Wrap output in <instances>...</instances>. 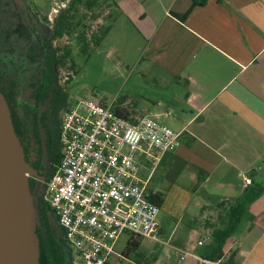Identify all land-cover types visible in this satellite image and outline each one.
Listing matches in <instances>:
<instances>
[{
	"label": "crops",
	"instance_id": "1",
	"mask_svg": "<svg viewBox=\"0 0 264 264\" xmlns=\"http://www.w3.org/2000/svg\"><path fill=\"white\" fill-rule=\"evenodd\" d=\"M111 1L106 56L115 54L119 66L138 73L136 83L142 78L149 87L141 102L116 100L112 108L181 132L180 146L155 169L146 163L139 169L149 189L162 194L158 220L166 249L152 256L221 264L205 259L202 248L210 242L201 237L215 227L211 209L234 204L255 185L264 188V0H206L193 7L192 0ZM233 234L234 245H225L232 264H264V190Z\"/></svg>",
	"mask_w": 264,
	"mask_h": 264
},
{
	"label": "built area",
	"instance_id": "2",
	"mask_svg": "<svg viewBox=\"0 0 264 264\" xmlns=\"http://www.w3.org/2000/svg\"><path fill=\"white\" fill-rule=\"evenodd\" d=\"M180 136L149 115L130 120L94 99L62 111L61 156L41 198L63 230L72 264H107L124 233L160 237L159 206L139 169L143 163L155 169L180 146Z\"/></svg>",
	"mask_w": 264,
	"mask_h": 264
},
{
	"label": "rangeland",
	"instance_id": "3",
	"mask_svg": "<svg viewBox=\"0 0 264 264\" xmlns=\"http://www.w3.org/2000/svg\"><path fill=\"white\" fill-rule=\"evenodd\" d=\"M32 1L39 9L41 15L47 16L49 24L52 23L59 11L69 3V0ZM91 7H86L85 4L74 6L71 10V17L74 21L73 29L64 33L62 37L55 41L56 44L66 46L72 59L73 66L70 70H68L67 64L58 68L62 83L66 81L65 76H70V82L66 84L69 105H73L80 99H94L108 105H111L116 100L126 101L130 99L133 102H141L142 96L146 93L145 87L149 88L148 84L142 78L141 82L136 83L135 79L138 73L134 70H127L128 67L126 65L121 64L119 66L115 54L110 52V55L106 56L110 49L111 38L104 41L101 39L94 45L92 34H97L99 28L109 23L111 16L115 12L113 2L111 0H97L96 5ZM119 68L122 70H118ZM131 71L134 72H132L130 80H128ZM211 211L213 212V215L210 214L211 219L209 220L213 222L211 225L213 226L214 224L215 227L213 228L221 227L227 212L224 209L215 207ZM234 235L236 234H233L227 240V246L234 245L232 243L235 238ZM128 238V233L119 236L107 264H176L173 261L166 263L159 255H155L156 257L152 256V254L166 249V245L163 244L165 241L162 237H157L155 240L142 238L140 247L137 250V254L141 258H138L134 252L127 257L121 256ZM201 240L208 244L210 237L202 236ZM206 247L207 245L202 246L205 250ZM231 250H228V254ZM172 252L178 257L181 253L184 257L183 254L185 253L182 251L179 253L175 250H172ZM228 254L220 261L221 264L227 263Z\"/></svg>",
	"mask_w": 264,
	"mask_h": 264
},
{
	"label": "flooded vegetation",
	"instance_id": "4",
	"mask_svg": "<svg viewBox=\"0 0 264 264\" xmlns=\"http://www.w3.org/2000/svg\"><path fill=\"white\" fill-rule=\"evenodd\" d=\"M2 5L8 8L7 12L4 13L8 23L13 16L19 20L17 27L12 31L14 34L12 42L5 41L0 51V91L4 95L10 115L13 114L15 119H21L24 124L21 128L22 132L27 129L24 133L28 134L31 143L35 141L33 147L26 142L21 145L26 160L36 171V175L29 176L30 186L41 197L45 183L55 171L61 156L60 118L62 111L68 107L69 103L67 100V105L58 110L63 95L58 88L61 87L67 92L66 84L70 82V76H65L66 81L62 83L58 74L59 70H54L55 75H48L44 70H37L38 66L35 59L20 54L24 51L25 45L19 53H15L12 47H18L17 43L26 39L24 28L22 29L25 20H34L47 28V31L38 29L34 33L28 32V38L32 37L34 41L37 38L36 41L39 46L40 41L49 37L48 31L56 28L57 22L65 18L68 4L59 11L51 24L48 23L47 16L41 15L32 0H11V3H3ZM68 17L73 21L70 15ZM62 35L54 37L51 41L52 48L66 47L55 42ZM36 49L41 50L40 47H36ZM58 53L61 54L62 51H58ZM36 58L38 60L39 56L36 55ZM37 131L38 134L35 135ZM19 140L21 141L20 138ZM42 202L46 204L44 201Z\"/></svg>",
	"mask_w": 264,
	"mask_h": 264
},
{
	"label": "trees",
	"instance_id": "5",
	"mask_svg": "<svg viewBox=\"0 0 264 264\" xmlns=\"http://www.w3.org/2000/svg\"><path fill=\"white\" fill-rule=\"evenodd\" d=\"M205 1L206 0H192V7L195 5H200ZM8 2L11 3V0H0V51L5 41L12 42L14 38V34L12 33V31L13 29H15V27H17V23L19 20L14 16L13 18L9 19L7 15L6 17L9 19L10 23H8V20L5 19L4 13L7 12L8 8H6L2 4H7ZM96 3L97 0H70L66 10L67 15L64 16L65 18L57 22L56 28L48 31L49 37L44 41H40L39 46L37 45V38L35 41L34 39H32V37L28 38V32L34 33V31L38 29L42 31H47V28H44L43 25H39L34 20H25L22 29L24 28V35H26V39L23 42L17 43V46L19 48L14 46L12 47V49L15 51V53H19L25 45L24 51L20 54H22L24 57H29L33 60L35 59L38 66L37 70H44V72L48 73V75H55L54 70L56 71L58 70V68H60V66H65L66 64L69 67L68 70H70L73 66L72 59L70 57V51L66 47L52 48L51 41L54 39L55 36L62 35L73 29L74 21H71L69 19L70 17L68 16H71V10L74 6L78 4H85L86 7L92 8L91 6L96 5ZM9 11L11 12L12 10ZM172 14L181 20H184L187 16V13L179 15L175 12H172ZM114 17L115 12L114 15L111 16V19L109 20V23L107 25L103 26L102 28H99L97 34H92V37L94 39V45L96 42H99V40H101L103 36L106 35L111 26V23L114 20ZM10 44L14 45L12 43ZM36 47H40L41 50L36 49ZM37 51H39V53H37ZM58 51H62V53L59 54ZM36 55L39 56L38 60L36 58ZM58 90L63 94L58 106L59 110L63 106L65 107L67 105L68 94L61 87L58 88ZM11 115L15 131L21 139V144L24 145V143L26 142L27 144L31 145V147H33L35 141L31 143L28 134L24 133L27 129H24L23 132L21 130V128L24 126L21 119H15V116L13 114ZM37 134L38 131L35 133V135ZM263 190L264 188L262 186L255 185L249 188L248 190L244 191L242 196L234 204L230 205L220 203L217 205L218 208L224 210L228 207L229 208L227 213L225 214L222 226L214 228L210 233V243L206 247V251L204 253L205 259H208L212 262H220L225 258V245L227 240L233 235L234 231L236 230L237 226L239 225L242 219L243 214L247 210L248 205L254 199H256L262 193ZM161 197V193L154 192V194L150 197V200L158 205L161 201ZM36 208L39 220L36 229V232L39 237L40 246L39 264H72V250L65 240L63 230L58 224L53 212L46 204L42 202V199L41 197H39V195H37L36 199ZM140 242L141 238L130 235L127 239L125 249L121 253V256L127 257L132 252L137 254V250L140 247ZM231 256L232 253L227 257L228 259L226 264H232ZM137 257L141 258L139 254H137Z\"/></svg>",
	"mask_w": 264,
	"mask_h": 264
},
{
	"label": "water",
	"instance_id": "6",
	"mask_svg": "<svg viewBox=\"0 0 264 264\" xmlns=\"http://www.w3.org/2000/svg\"><path fill=\"white\" fill-rule=\"evenodd\" d=\"M9 107L0 91V264H39L37 195Z\"/></svg>",
	"mask_w": 264,
	"mask_h": 264
}]
</instances>
